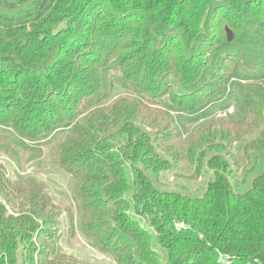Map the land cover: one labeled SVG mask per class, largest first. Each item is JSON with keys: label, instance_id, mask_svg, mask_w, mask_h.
<instances>
[{"label": "trees", "instance_id": "trees-1", "mask_svg": "<svg viewBox=\"0 0 264 264\" xmlns=\"http://www.w3.org/2000/svg\"><path fill=\"white\" fill-rule=\"evenodd\" d=\"M0 156V264H83L22 162L114 264H264V0H0Z\"/></svg>", "mask_w": 264, "mask_h": 264}, {"label": "rangeland", "instance_id": "rangeland-1", "mask_svg": "<svg viewBox=\"0 0 264 264\" xmlns=\"http://www.w3.org/2000/svg\"><path fill=\"white\" fill-rule=\"evenodd\" d=\"M231 110V109H229ZM227 111L228 114L232 113ZM230 112V113H229ZM259 112V110H258ZM254 114H256L254 112ZM224 115V114H223ZM220 116V114L218 115ZM249 122V121H248ZM260 131V130H259ZM258 133V132H257ZM257 133L253 134L257 137ZM23 170L19 171L22 176H30L40 181L46 186L53 202L61 209V223L63 230V235L61 237V247L62 250L69 256H72L78 262L83 264H114L108 257L103 254L98 253L94 249L90 248L82 238L76 233L75 237H72L69 232V219H68V207L71 204L69 200L66 184L68 182V177L59 170L50 169H38L33 162H22ZM0 169H2L6 174L13 175L15 164L11 163V160L5 156H0ZM163 182L169 184L168 187L171 190L181 192L184 190H189L190 193L200 191L202 184L195 182H182L173 180L172 176L165 174L163 177ZM200 182V181H199ZM245 187L244 189H248ZM142 219V218H141ZM144 222V220L142 219ZM227 264V263H226Z\"/></svg>", "mask_w": 264, "mask_h": 264}, {"label": "water", "instance_id": "water-1", "mask_svg": "<svg viewBox=\"0 0 264 264\" xmlns=\"http://www.w3.org/2000/svg\"><path fill=\"white\" fill-rule=\"evenodd\" d=\"M225 31H226L227 41H231V39H232L231 32L228 29H225Z\"/></svg>", "mask_w": 264, "mask_h": 264}, {"label": "built area", "instance_id": "built-area-1", "mask_svg": "<svg viewBox=\"0 0 264 264\" xmlns=\"http://www.w3.org/2000/svg\"><path fill=\"white\" fill-rule=\"evenodd\" d=\"M232 110V109H231ZM231 110H229V111H231ZM230 113V112H229ZM182 225H179V227H181ZM221 262H223L224 264H226L227 263V261H224V260H221Z\"/></svg>", "mask_w": 264, "mask_h": 264}]
</instances>
